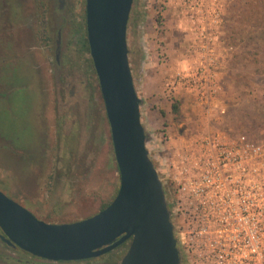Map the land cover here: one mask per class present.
I'll use <instances>...</instances> for the list:
<instances>
[{
  "label": "rangeland",
  "instance_id": "1",
  "mask_svg": "<svg viewBox=\"0 0 264 264\" xmlns=\"http://www.w3.org/2000/svg\"><path fill=\"white\" fill-rule=\"evenodd\" d=\"M13 2L19 23L26 21L22 13L30 2L33 15L18 32L14 63L3 80L0 190L44 221L81 220L102 210L120 186L98 76L84 46L86 0H67L61 14L55 0ZM238 4L134 0L129 17V62L143 100L147 148L164 183L181 264L194 262L184 250L174 210L170 172L176 145L201 130L250 136L264 132V56H258L255 40H242L246 35L238 32ZM43 13L49 26L45 33L39 21ZM61 17L67 22L60 75L55 39ZM209 62L219 86L211 104H202L184 87L171 88L179 73L192 74ZM176 102L178 113L173 109ZM129 244L89 262L120 261Z\"/></svg>",
  "mask_w": 264,
  "mask_h": 264
},
{
  "label": "water",
  "instance_id": "2",
  "mask_svg": "<svg viewBox=\"0 0 264 264\" xmlns=\"http://www.w3.org/2000/svg\"><path fill=\"white\" fill-rule=\"evenodd\" d=\"M134 0H86V30L110 124L120 186L114 199L81 220L50 223L0 190V238L50 260H81L130 240L120 264H181L164 183L147 148L142 98L129 62Z\"/></svg>",
  "mask_w": 264,
  "mask_h": 264
},
{
  "label": "built area",
  "instance_id": "3",
  "mask_svg": "<svg viewBox=\"0 0 264 264\" xmlns=\"http://www.w3.org/2000/svg\"><path fill=\"white\" fill-rule=\"evenodd\" d=\"M179 73L202 104L218 92L212 64ZM175 212L193 264H264V132L201 130L182 138L171 162Z\"/></svg>",
  "mask_w": 264,
  "mask_h": 264
},
{
  "label": "flooded vegetation",
  "instance_id": "4",
  "mask_svg": "<svg viewBox=\"0 0 264 264\" xmlns=\"http://www.w3.org/2000/svg\"><path fill=\"white\" fill-rule=\"evenodd\" d=\"M14 5L15 3L13 2V0H0V101H2L3 99L2 98L3 80H5L4 75L9 74L8 68L10 65L12 67V64L14 63L15 48L17 47L20 38L18 32L20 28L23 27V24L25 25L29 21L28 17L33 15V12L29 13V11L32 10L31 8L32 3L30 2L31 7H29V10L27 9V12L22 13L25 14L23 16H26V21L19 23L18 20H15L20 18L18 16V13L15 12V7L17 6ZM66 5H67V0H55V6H57L56 9L60 14L61 12H64ZM45 16L46 14L43 13L41 15V18L39 19V21L42 22L43 33L49 31V26L47 23H45L46 22ZM22 19H25V17H22ZM61 19H62V25L59 26V28L56 31L57 37L55 39V66L57 67L58 72H60L61 68L63 67L61 48L63 47V32L65 29V24L67 22L66 17L64 18L61 17ZM4 64L7 65L4 66ZM0 140H2V138H0ZM14 200L16 199L14 198ZM126 242L122 243L118 247L102 255L111 253L112 251L122 247ZM102 255L87 259H81V260L55 261L33 255L29 252L24 251L18 246L9 245L0 238V264H92L89 261L94 260ZM121 260L120 261L104 260L99 263L120 264Z\"/></svg>",
  "mask_w": 264,
  "mask_h": 264
},
{
  "label": "trees",
  "instance_id": "5",
  "mask_svg": "<svg viewBox=\"0 0 264 264\" xmlns=\"http://www.w3.org/2000/svg\"><path fill=\"white\" fill-rule=\"evenodd\" d=\"M238 5L240 6V10L238 12L240 28L238 29V32L242 33V35L243 33L246 35L241 37L242 40H255L257 43L256 49L258 56H264V0H239ZM251 33L252 35L249 37L248 35ZM84 46L85 49L90 51L87 43ZM173 109L176 113L179 112L180 106L177 102L173 104ZM108 204H106L103 208H105Z\"/></svg>",
  "mask_w": 264,
  "mask_h": 264
}]
</instances>
